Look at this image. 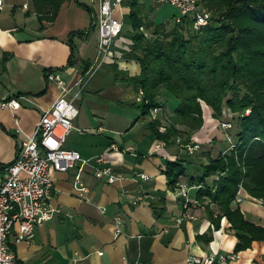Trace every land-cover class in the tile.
Segmentation results:
<instances>
[{
    "label": "crops",
    "instance_id": "obj_1",
    "mask_svg": "<svg viewBox=\"0 0 264 264\" xmlns=\"http://www.w3.org/2000/svg\"><path fill=\"white\" fill-rule=\"evenodd\" d=\"M54 23L40 24L29 10V0H4L0 3V103L16 99L17 111L0 109V165L11 164L22 143L32 137L42 112L60 95L54 83H48L45 71L68 63L70 33L86 31L87 11L68 0ZM79 1V0H78ZM10 8V11L6 8ZM128 12V11H127ZM129 14V13H128ZM91 24V22H90ZM97 31V30H96ZM89 37V35H88ZM88 37L74 38L76 63L63 70L61 79L81 90L76 100L79 115L64 147L75 150L91 166L82 171L87 192L80 196L74 187L76 170L54 173L51 205L60 210L43 226L36 227L33 242L16 243L17 226L9 243L22 264H186L188 257L232 253L237 243L230 224L223 218L214 230L209 218V199L199 202L196 189L182 178L173 191L162 173L166 160L180 158L177 148H156L158 141L147 132L146 119L119 122L122 114L114 106L140 100L130 84L116 81L115 70L130 77L141 72L139 64L123 57L131 42L123 36L116 42L111 57L92 75L98 48ZM85 67L88 71L83 74ZM99 71H102L99 75ZM120 113V114H119ZM201 143L202 135L193 136ZM116 145L119 151H110ZM107 159L118 181L108 184L95 177V159L108 153ZM182 158V157H181ZM180 158V159H181ZM192 170L201 172L198 164ZM193 175L192 173L189 175ZM142 176L148 179H143ZM188 191L186 197L180 196ZM139 199L137 205L132 204ZM193 203L184 211L183 202ZM233 207L245 218L264 227V205L240 190ZM212 209V207H211ZM186 212L193 220L176 219ZM258 214V215H257ZM261 216V217H260ZM123 221L122 233L115 238V218ZM211 232V240L205 236ZM234 264H264V242L238 253Z\"/></svg>",
    "mask_w": 264,
    "mask_h": 264
},
{
    "label": "trees",
    "instance_id": "obj_2",
    "mask_svg": "<svg viewBox=\"0 0 264 264\" xmlns=\"http://www.w3.org/2000/svg\"><path fill=\"white\" fill-rule=\"evenodd\" d=\"M66 2L29 0L39 30L55 22ZM77 5L91 15L90 8ZM198 6L210 13V21L195 30L191 18L176 23L177 15L156 23L151 17L153 7L130 0V29L125 31L124 24L123 36L131 45L123 57L137 62L141 72L130 77L115 70L114 76L141 92L142 99L136 103L139 118L148 121L147 132L166 148H178V139L183 145L193 143L204 125L202 103L214 119L220 120L225 110L233 115L237 132L229 154L216 158L185 154L186 158L166 160L162 173L171 190L187 177L190 187L198 189L196 199L200 203L209 199L214 230L225 218L237 239L233 252L241 253L254 242H264V227L233 207L240 190L264 203V0H198ZM93 29L90 25L86 31L70 33L71 54L67 65L58 70L75 65L73 40L85 39ZM87 71L85 67L83 74ZM191 164H198L201 172L192 168L187 172ZM5 166L0 165V171ZM211 232L205 236L207 242Z\"/></svg>",
    "mask_w": 264,
    "mask_h": 264
},
{
    "label": "built area",
    "instance_id": "obj_3",
    "mask_svg": "<svg viewBox=\"0 0 264 264\" xmlns=\"http://www.w3.org/2000/svg\"><path fill=\"white\" fill-rule=\"evenodd\" d=\"M91 9V26L98 33V48L92 75L109 57L112 56L116 42L122 37L124 23L122 21L123 5L128 6L130 0H79ZM160 4H169L178 11L176 23L185 18L194 21V29L206 27L210 21V13L198 6V0H155ZM1 8V6H0ZM63 71L48 69L45 78L48 83H54L60 90V95L55 103L44 110L39 118L32 137L22 143L16 159L0 171V264H22L13 251L8 239L12 230L17 226L15 242H33L36 227L49 222L60 210L52 207L50 201L54 190V173H67L76 170L74 187L80 196L87 192L82 181V171L91 166V160L84 159L75 150L64 147L68 135L74 129V122L78 118L79 110L75 104L80 97L81 90H73L61 79ZM141 94V92H140ZM20 103L10 99L0 103V109L17 111ZM157 110L153 111L155 115ZM227 126V125H226ZM230 127V125L228 126ZM164 143L158 142L156 148H163ZM198 147H187L189 153ZM110 151H119L116 145L110 146ZM108 153L95 159L97 165L95 177L105 179L108 184H113L120 179L107 159ZM143 179H148L142 176ZM217 180V178H215ZM188 191L180 196L186 197ZM133 205L139 203L134 198ZM188 199L183 202L184 211L192 205ZM183 219L193 220L194 217L184 212L176 219L180 224ZM123 221L115 218V238L122 233ZM240 259L238 253H215L206 256L192 255L187 258L186 264H234ZM127 264V263H124Z\"/></svg>",
    "mask_w": 264,
    "mask_h": 264
},
{
    "label": "rangeland",
    "instance_id": "obj_4",
    "mask_svg": "<svg viewBox=\"0 0 264 264\" xmlns=\"http://www.w3.org/2000/svg\"><path fill=\"white\" fill-rule=\"evenodd\" d=\"M83 1H85V0H83ZM3 2H4V0H0V3H3ZM75 2H76V0H75ZM77 2H79L80 4L82 3L78 0H77ZM140 2L142 4H144V6H146L147 9L150 7L154 8V12L152 13L151 17H152V20L156 23L168 21V20L172 19V17L174 15H178V11L174 7L170 6L169 4H160V3L156 2L155 0H140ZM6 10L10 11V8L8 7L4 11H6ZM129 11H130V7H128L126 4L123 5V7H122V13H123L122 21L126 25L125 31H128L130 29L129 17H128ZM87 16L89 18V25L87 26V29H88L90 27L91 15L89 13H87ZM145 32H147V31H145ZM90 41L93 44L97 41L96 29H93L90 32L89 37L87 39V42H90ZM101 72L102 71H99L98 75ZM119 83H121V82L119 81ZM141 99L142 98H140V100H138V101H135L134 103L129 101L128 103H124L123 105L114 106L122 112V114L119 113L120 114L119 116H121L119 118V122L123 123L124 118H125L129 122V124H131V122H134L137 119L138 114L141 115V111L136 107V103L140 102ZM202 110H203L204 125H203L202 129L197 133L199 135H202L203 141L201 143H199V142L197 143V142H194V140H193L192 144L183 145L181 140L178 139L176 142L178 145L177 149L179 150L178 154H180V152L181 153L183 152L182 155H180L182 158H186V156H188L185 154L195 155L197 153H198V155H201V156H203V155L207 156V154H209L211 156V158H216L219 154H223V155L229 154L233 150V142L236 139L235 134L237 132V129L235 126V121L233 122V119H232L233 115L231 113H229L227 110H225L223 112L222 118L220 120H217V119L213 118L212 110L210 108H208L206 106V104H204V103H202ZM157 115L159 116V113H157ZM229 125H230V127H228ZM188 146H190L191 148L197 146L198 148L196 150H194L193 152L189 153V151L187 149ZM164 148H166L165 145H164ZM191 167H192L191 165H189V167L187 165V169H188L187 172L191 171ZM252 199H254V198H252ZM255 200H257V199H255ZM258 201H260V200H258ZM261 202L264 205L263 201H261Z\"/></svg>",
    "mask_w": 264,
    "mask_h": 264
},
{
    "label": "bare ground",
    "instance_id": "obj_5",
    "mask_svg": "<svg viewBox=\"0 0 264 264\" xmlns=\"http://www.w3.org/2000/svg\"><path fill=\"white\" fill-rule=\"evenodd\" d=\"M258 215V214H257ZM261 217V216H260Z\"/></svg>",
    "mask_w": 264,
    "mask_h": 264
}]
</instances>
